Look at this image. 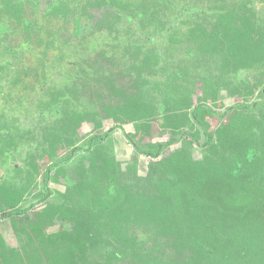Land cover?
I'll list each match as a JSON object with an SVG mask.
<instances>
[{
  "label": "trees",
  "instance_id": "trees-1",
  "mask_svg": "<svg viewBox=\"0 0 264 264\" xmlns=\"http://www.w3.org/2000/svg\"><path fill=\"white\" fill-rule=\"evenodd\" d=\"M193 1L51 0L46 5L47 15L67 17L69 3L81 4L77 26L89 7L108 6L128 22L139 18L140 44L132 52L131 44L124 47L132 62L130 87L119 89L107 80L112 103L98 102L91 112L65 111L46 129L43 154H27L23 167H11L27 170L18 174L19 181L0 182V219L14 217L16 223L11 243L0 236V264H264V0ZM23 11L22 0H0V44L19 27L36 33L34 50L44 41L58 49L51 33L30 26ZM179 45L185 56L169 63ZM100 56L110 59L104 51ZM16 68L11 96L21 101L25 78L45 82L47 75L41 73L43 63L0 65V73ZM196 73L198 78L192 77ZM221 89L236 99L230 106L218 99ZM68 92L66 87L39 102L52 108L60 101L68 104ZM256 92L258 99L249 102ZM1 97L6 103L3 89ZM87 118L93 135L74 146L80 136L75 140L73 129ZM103 118L114 122L104 132ZM16 122L1 111L0 166L22 140ZM116 128L138 155L148 157L145 174L138 172L137 155L123 165L107 152L113 144L107 135ZM166 130L170 135L159 138ZM184 139L202 155L194 157L185 147L168 149ZM62 148L68 149L63 156ZM42 167L46 193L36 203L48 200V184L58 176L72 179L58 193L68 200L58 208L46 202L41 211L35 203L21 207L33 184L32 169ZM56 222L58 230L47 232Z\"/></svg>",
  "mask_w": 264,
  "mask_h": 264
},
{
  "label": "rangeland",
  "instance_id": "rangeland-1",
  "mask_svg": "<svg viewBox=\"0 0 264 264\" xmlns=\"http://www.w3.org/2000/svg\"><path fill=\"white\" fill-rule=\"evenodd\" d=\"M199 1L200 0H195L193 2ZM201 2L203 4L206 2V0H202ZM88 12L92 15V17L90 19L85 18L86 21H83L85 23H82V25H80L78 31L79 35L76 34L75 36H73V31L75 30L73 29V25L71 22L69 25V21L68 24H65L64 27L61 26V30L57 31V33L53 35L54 39L56 40V46L58 49H52V47L47 46L45 47L46 41H44L43 43L41 42L39 46L35 48V50L32 47L30 48V44L28 46H25L24 44H21L23 40L22 36L17 35L20 33L18 30L13 35L8 36L13 37L17 35L16 37L12 38V42L17 45H24V49H22V46L20 45L21 50H18L16 55L13 56L11 55V53L5 50L6 46H9L11 44V41L4 40V42L2 43L0 47V65H12L13 63L17 65L16 62L20 58V56L23 61L25 60V64L28 66L30 64L32 66V63H36L38 60L39 62L42 59L47 60V55L49 56V58H53V60L50 61L48 65H45V69L41 71V73L46 72L47 77L45 82V79L43 78L39 79V82L34 83L33 81L35 80V77H33L32 75H29V80L27 79L29 76L25 78L23 84L25 85V88H27V90L25 92V95L21 98V101H17L14 96H11V94L13 93L11 92L12 82H9L13 78L14 74H17L19 70L17 68V71L7 69V71H2L0 73V91H2L3 89V93L6 95L7 100L5 103V99L1 97L0 93V113L1 111H3L5 115H10V118H15L16 121L20 122L21 135L23 136L22 143L19 147L21 151L17 152L15 149H13L9 159H7V161L5 162V167H0V179L4 175L5 168H10L16 163H18L19 165H24V160L27 157V154H32L34 152L43 154V150L46 147V144L41 136L42 130H39L38 127L43 119L44 112L50 106H46L44 103H40V99L50 100L54 92H61V90H64V88L67 87V89H69L68 96H70L72 102L74 103H76L77 100L78 109L85 111L88 109L91 110L93 108L98 110L99 108L97 107L96 103L103 102L105 104H109L112 103V100H115L112 95L111 89L108 86V83L106 84L107 80H112L113 82H115V86L119 89H124L132 85L133 78L129 75V72H132V62L130 61V57L127 58L126 55L124 56V48H117L113 50L112 48L104 46L105 44L103 46L100 45L103 44V42H98V39H96V37H103L106 41H111L113 43L115 42L113 37L108 36L107 30L102 34L96 33L95 36H93L94 34H92V32H94V30L91 31L92 27H94L100 19L102 20V18H107L103 16L106 14L104 13V8H91ZM108 12L109 15H111L109 9ZM111 28V26L107 27V29ZM132 29L133 26L126 25V27L120 31V37L122 39L126 34L129 35V40L131 41H126V43L128 44L127 46L131 44V46L129 47L130 52L134 51L132 47L139 43L137 42L139 40V37L131 31ZM124 30H126V33ZM49 38L50 37L47 35H44L42 37V39L44 40H47ZM178 47L180 48H176V53L173 51L172 54L171 52L167 54H171L168 60L169 63H176L179 59L185 56V46L179 45ZM101 48L104 50V53H108V56L110 58L109 60H105L104 58H102V56H100V51L102 50ZM46 50H48V52ZM60 56L62 58L57 60V57ZM170 70L175 71L173 67ZM198 76V74L196 76L192 75V77L194 78H198ZM26 79L28 81H26ZM156 79L157 77L151 81L150 85L155 84ZM160 80H162V78ZM19 85H21V83ZM43 87L45 88L43 89ZM153 95L154 94H152L151 98L154 101H157L155 98L158 97V95ZM258 96L259 94L256 93L254 97H251L249 99V102L258 99ZM218 97V99L223 102L224 107L231 105L236 100L235 98L228 96L226 91L222 90ZM222 109L223 108H221L220 111ZM102 121L104 123L102 132L109 129L114 124L110 119L103 118ZM86 127L87 131L84 133V139L80 141V143L85 141L87 135L88 137L91 135L89 133L92 131L91 129L93 128V125L91 123H88ZM124 129L126 131H133L131 125H125ZM123 133L124 131L122 129H115L114 131H111L109 133L107 142H109V140L113 137L112 140H114L116 144L107 143L109 145L106 149L107 152L110 154L113 153L119 160H121V162H123V165H125V163H128L130 159H132L133 155H137L139 160L138 172L140 174H145L146 164L149 161L148 157L138 155L132 145L127 141ZM169 135L170 131L166 130L160 132L158 137H168ZM176 147H185L187 150L189 149L194 157H200L204 152L200 149H197L193 145L187 146L185 144V139L182 140L178 145H172V147L168 149L172 150ZM64 151L59 152V154L65 155L67 153L66 149H64ZM167 152L168 150L165 149V153ZM79 154L80 153L76 154L77 157H75L74 160L79 157ZM74 165L75 163H72V165L70 164L69 167L70 173L73 175L75 171L73 168ZM40 169L42 170V168ZM41 179L42 176L36 179V188L34 190L31 189L27 191V193L25 194L24 202L20 204L21 207H27L31 203H35L40 196L46 193V191L43 189V181ZM70 181H72V179L64 178L63 176H58V180L56 182L52 179L48 184L51 189L52 196L46 201L47 204H51L55 208H58L64 201L68 200V198L66 199L58 193L65 192L67 186L71 184ZM46 202L38 203L35 209L41 211L46 207L44 206ZM13 220L14 217L0 219V236H2L8 243H11L15 239L14 233L16 223H13ZM18 225L20 227V223ZM21 225L22 227L20 228L22 229L23 224L21 223ZM47 227V232L56 231L60 227V224L59 222H56L54 224L49 223Z\"/></svg>",
  "mask_w": 264,
  "mask_h": 264
},
{
  "label": "flooded vegetation",
  "instance_id": "flooded-vegetation-1",
  "mask_svg": "<svg viewBox=\"0 0 264 264\" xmlns=\"http://www.w3.org/2000/svg\"><path fill=\"white\" fill-rule=\"evenodd\" d=\"M49 1L51 0H22V7H23V14H24V19H26L28 22H29V25L32 26V27H37V25L40 26L41 28V32L45 34V32H48V33H53L51 36H53L54 34L57 33V31H60L61 30V26L64 27L65 24H68V21H69V25H70V22L72 23L73 25V29L75 31H73V36H75L76 34L79 35L78 31H79V28H80V25L77 26V21H76V16L79 14L78 11L81 12V10L78 9V5H81V4H78L76 5L75 2H72L71 4L69 3L70 5V8H71V11L72 13L69 14L67 17H65L62 12H60L57 17H53V16H50V15H47L46 12H45V7L46 5L49 3ZM77 1V0H76ZM79 1V0H78ZM36 5H38L37 8ZM91 8H104V13H106L105 17L107 18H102V20L100 19L94 27H92L91 31L94 30V32H92V34H94L93 36H95L96 33H104L106 30H107V34L108 36L110 37H113V39H117V41H115L114 43L111 42V41H106L105 38L103 37H96V39H98L97 41L100 42L102 41L103 44H100V45H104V46H107L109 48H112V49H123L126 45V41H131L129 40V35L126 34L125 37L122 39L120 37V31L126 27V25L128 26H133V29L131 30L136 36H137V26L140 24V19H136L134 18V22H128L125 17H124V14L122 12H119V15H121L120 17L121 18H116V14H114V11H112L111 9H109L108 6H100V7H89L86 11V15L83 16V19L82 21H86L85 18H88L90 19L92 17V15L88 12ZM78 9V11H77ZM108 9L110 10L111 12V15H109V12H108ZM38 16V17H37ZM1 19L5 20L7 19V16L6 14H3ZM103 21V24L101 25L100 22ZM82 23H85V22H82ZM121 23V24H120ZM138 23V25H137ZM9 24L11 25H14V22H10ZM17 24V23H16ZM120 24V25H119ZM82 25V24H81ZM109 25L112 27L111 29H107V27H109ZM116 28V29H115ZM19 31L20 33L17 34L18 36H22V43L21 44H24L25 46H28L30 44V48L34 45H36V42H35V37H36V33H32V34H28L27 31L23 32L24 30H21L19 29V27H16L15 30H11L9 32H7L5 35H3V40H2V43L4 42V40H8V41H11V44L9 46H6L5 50H7V47L9 48H12V49H15L16 51H8L9 53H11V55H16V53L18 52V50H21L20 49V45L21 44H14L12 42V38L16 37V36H13V37H10L8 35H13L16 31ZM54 31V32H53ZM125 33H126V30H124ZM77 32V33H76ZM27 38H31L32 41L28 42L27 41ZM114 39V40H115ZM55 40V39H54ZM56 41V40H55ZM34 42V43H33ZM130 44V43H129ZM137 44H140V43H137ZM2 44H0V47H1ZM17 45V46H16ZM24 45H21L22 46V49H24L23 47H25ZM102 49V48H101ZM104 51L103 49L100 51L102 52ZM46 56V54H45ZM47 60L45 59H42L40 62L39 60L36 62V64H39V63H43L45 65H48L50 61L53 60V58H49V56L47 55L46 56ZM62 57H57V60L58 59H61ZM48 61V62H46ZM19 63H22L25 65V60L23 61L21 56L20 58L17 60L16 64L18 65ZM14 64V63H13ZM34 64V63H32ZM72 64V63H71ZM73 66V65H72ZM46 73V72H45ZM74 76V74H73ZM86 87H89V86H86ZM222 91H226V89H221ZM2 91H0L1 93ZM221 92V91H220ZM259 94V92H256ZM228 96H231L229 95V93L227 92ZM256 95V94H255ZM254 95V96H255ZM226 96V95H225ZM232 97V96H231ZM70 98V96H69ZM91 99V98H90ZM45 101V100H43ZM46 101H49V100H46ZM70 103V104H69ZM68 104H63L61 101L58 102L57 106L55 107V105L52 104L53 108L50 106V104L48 106H50L48 109H51V110H46L44 112V116H43V119L41 121V123L39 124V130H42L41 132V136L43 138V140L45 141V132H46V129L50 128L53 124H58L56 122L57 119H63L65 117V111H69V113L72 115L73 113H76L77 110H78V105H77V100H76V103L72 102L71 98H70V102ZM3 106V105H2ZM230 106V105H229ZM227 107V106H225ZM0 108H1V105H0ZM5 108V107H4ZM223 109L220 111L221 108H218L216 109L218 112H222L224 110V107H222ZM53 110H54V113H53ZM80 110V109H79ZM80 111H84V110H80ZM93 111V108L90 110H86V112H91ZM48 112H51V114H47ZM88 123H91L93 125V123L91 122V120H89L88 118L83 121L78 127L74 128V138L75 140L77 139V136L79 135L80 136V140H78V142L75 143L74 146H80L82 143H80V141H82L84 139L83 135L84 133L87 131V127L86 125H88ZM114 123V122H113ZM16 124L20 127V122H16ZM114 125V124H113ZM91 129V128H90ZM116 129H120V128H116ZM92 131L89 133L91 134L89 137L88 135L86 136L87 140L88 138H90L92 135H93V128L91 129ZM108 130V129H107ZM115 130V129H114ZM106 131V130H105ZM104 132V131H103ZM124 134V133H123ZM70 135H72V133L70 132ZM69 135V136H70ZM85 139V140H86ZM113 139V137H112ZM110 139V141H113L114 144H116V142L114 140ZM107 140H108V135H107ZM20 143V144H19ZM22 143V140L20 139V141L18 142V146L17 148L18 149H15L17 152H20L21 150L19 149L20 145ZM80 143V144H79ZM45 144H46V141H45ZM118 145V144H117ZM64 148H65V145H64ZM64 148H62V151H64ZM72 149V146L68 149H66V151H70ZM13 151V149H11L10 151H8V158L10 157L11 155V152ZM10 152V153H9ZM65 152V151H64ZM80 153V152H79ZM63 156V155H62ZM6 159V161H7ZM14 165H19L18 163L14 164ZM12 166V165H11ZM24 165H21V167H23ZM0 167H5V163L4 165L0 166ZM45 167H42V170H38L37 172L34 171V169H32V174L31 176L33 177V184L30 185V187L28 188L27 191L29 190H34L36 188V179H38L39 177L42 176V181H43V176H44V170ZM27 172V170H19V169H13V168H5L4 169V175L2 176V178L0 179V182L2 181H10V182H14L13 180L15 181H19L18 180V174H20L21 176V173L25 174ZM19 176V177H20ZM17 178V179H16ZM56 182V181H55ZM43 185V184H42ZM49 187V185H48ZM50 188V187H49ZM44 189V187H43ZM51 190V189H50ZM52 196V192H51V195L50 197ZM49 197V198H50ZM48 198V199H49ZM37 202V201H36ZM35 204H38L36 203ZM34 203V202H33ZM30 206V205H29Z\"/></svg>",
  "mask_w": 264,
  "mask_h": 264
}]
</instances>
